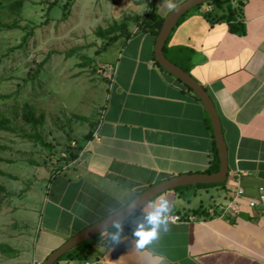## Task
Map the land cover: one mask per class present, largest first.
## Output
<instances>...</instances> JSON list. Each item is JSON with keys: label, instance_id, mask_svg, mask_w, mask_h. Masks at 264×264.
<instances>
[{"label": "crops", "instance_id": "crops-1", "mask_svg": "<svg viewBox=\"0 0 264 264\" xmlns=\"http://www.w3.org/2000/svg\"><path fill=\"white\" fill-rule=\"evenodd\" d=\"M150 1L165 18L184 0H140L136 14H145ZM233 4L239 10L231 21L217 20L223 11L206 12V3L194 8L174 27L168 42L171 56H191L190 73L214 100L228 148L226 183L206 203L199 193L208 186L162 193L172 213L200 218L170 221L169 230L144 249L136 247L133 232L158 196L121 223L125 238L120 242H108L109 228L67 251L59 264L102 257L116 264H264V209L248 202L264 186V0ZM133 23L129 36L120 35L105 50L111 54L105 60L112 73L97 123L80 140L77 157L53 174L38 195L33 264H42L71 237L151 185L209 172L216 164L214 126L203 101L157 64L152 28ZM239 184L245 190L241 212L225 216ZM214 209L217 215L210 214Z\"/></svg>", "mask_w": 264, "mask_h": 264}, {"label": "rangeland", "instance_id": "rangeland-1", "mask_svg": "<svg viewBox=\"0 0 264 264\" xmlns=\"http://www.w3.org/2000/svg\"><path fill=\"white\" fill-rule=\"evenodd\" d=\"M139 5L140 0H26L19 15L0 7L3 21L18 22L0 32V93L11 95L0 99V115L31 131L22 118V106L33 102L38 112H45L40 129L51 144L24 137L21 130H0V168L5 172L0 182L16 193L0 192V243L17 250L14 256L0 250V264H33L40 224L38 195L73 159L105 104L112 73L105 60L111 54L105 50L112 41L97 30L136 14ZM221 185L202 187L210 193L201 189L200 199L208 202Z\"/></svg>", "mask_w": 264, "mask_h": 264}, {"label": "water", "instance_id": "water-1", "mask_svg": "<svg viewBox=\"0 0 264 264\" xmlns=\"http://www.w3.org/2000/svg\"><path fill=\"white\" fill-rule=\"evenodd\" d=\"M207 1L209 0H184L169 12V14L165 17L158 33L155 54L157 61L167 71L190 86L203 101L214 126L220 158L219 170L215 172L182 174L151 185L120 210L99 220L80 233L71 237L60 248L52 252L42 264H55L62 255H64L67 251L71 250L81 242L88 240L89 238H92L95 235L102 233L103 231L108 230L111 227V223L113 220L119 219L121 223L124 222L133 214L142 210V208L147 203L167 190L191 184L218 183L226 181L229 173L228 148L222 128L220 115L218 113L214 100L202 83H200L189 71L170 59L164 51L166 42L169 39L170 34L172 33L179 19L195 6Z\"/></svg>", "mask_w": 264, "mask_h": 264}, {"label": "trees", "instance_id": "trees-1", "mask_svg": "<svg viewBox=\"0 0 264 264\" xmlns=\"http://www.w3.org/2000/svg\"><path fill=\"white\" fill-rule=\"evenodd\" d=\"M25 2L26 0H4L0 2V7L5 6L9 13L11 15H19L22 13L23 8L25 6ZM205 3H212L214 5V9L215 10H222V15L215 17L217 20L221 19L222 17L229 19L230 21L232 19L236 18V14L238 13V6H235L233 4V2L231 0H209L207 2H204L202 4H199L197 6H195L194 8L197 7H201L202 5H204ZM193 8V9H194ZM193 9L189 10L188 12H186L178 21V23L176 25H178ZM213 14V13H212ZM209 16L211 14H208ZM164 17L161 16L158 12V8L157 5L155 4V2L150 1L149 3V10L141 15V14H127L121 21L115 20L113 23H111L108 27L104 28V27H99L97 30L98 35L102 36V37H107L110 36L111 41L116 40L120 35H130L129 32V25L131 22H135L137 23L140 27L143 28H152V31L154 32V34L156 36H158L159 30L164 22ZM18 26V22L17 21H13V22H6L3 21L0 18V32L6 29H13L15 27ZM233 29H239V27L237 25H232ZM169 39L166 42V45L164 47V51L167 54V56L172 59L174 62H176L178 65L182 66L184 69H186L187 71L190 72V68H191V56L185 58V59H178L177 57H173L171 56V54L169 53V45H168ZM157 64L165 71H167L156 59ZM0 63H1V58H0ZM169 72V71H167ZM180 82H182L185 87L187 88V90H189L191 93H193L196 97H198L200 99V97L195 93V91L188 86L186 83H184L181 79L177 78ZM11 97L10 94H2L0 93V99L1 98H8ZM22 118L25 121L26 125H29L30 128L32 129L31 131H28V129L24 126L21 127L19 126V124L11 117L5 115V114H1L0 115V130H10V131H17V130H21L22 131V135L24 137H27L31 140L37 141L42 143L45 146L50 147L51 144L47 141L46 137H44V135L41 132L40 127L43 125V123L45 122V112L41 111L38 112L36 105L31 102V101H26L23 106H22ZM74 117L83 120V121H87L88 117L86 115H82V114H74ZM77 157V153H75L73 155V158ZM220 167V159L219 156L217 154V161L216 164L211 167L208 171L209 172H214L217 171ZM0 173L5 174L4 170H2L0 168ZM222 185L225 184L226 182H219ZM215 183H199V184H191V185H185V186H179L176 187L174 189H180L181 187H186V186H211ZM0 192H4V193H8L10 196H14L16 193L13 191H9L7 189V187L2 184L0 182ZM206 209H200L199 212L201 213H207ZM138 212H136L135 214H133L131 217H133L134 215H136ZM131 217H129L128 219H130ZM104 233V232H102ZM102 233L95 235L92 238H89L88 240H85L83 242H81L78 246H82L85 243L93 240L94 238L100 236ZM0 250L8 255L14 256L17 253V250L15 248H13L12 246H10L9 244L6 243H0ZM62 257H60L55 264H59L60 260Z\"/></svg>", "mask_w": 264, "mask_h": 264}, {"label": "clouds", "instance_id": "clouds-1", "mask_svg": "<svg viewBox=\"0 0 264 264\" xmlns=\"http://www.w3.org/2000/svg\"><path fill=\"white\" fill-rule=\"evenodd\" d=\"M171 6L169 5V7ZM172 208L173 206L166 195L161 194L157 197L150 210L134 229L133 234L136 237V247L138 249H144L146 246L151 245L169 230ZM110 229L107 233L108 242L118 243L125 238L119 219L112 221Z\"/></svg>", "mask_w": 264, "mask_h": 264}, {"label": "built area", "instance_id": "built-area-1", "mask_svg": "<svg viewBox=\"0 0 264 264\" xmlns=\"http://www.w3.org/2000/svg\"><path fill=\"white\" fill-rule=\"evenodd\" d=\"M231 1L234 2L235 0H231ZM206 4L207 5L205 7V11L206 12L213 11L214 5L212 3H206ZM243 197H245V190L242 187V185L239 184L234 189L231 199L229 200V202L227 203V205L225 206V208L223 210V214L225 216H231L233 214L240 213ZM248 202H249V205L252 207H256L258 205H261L262 208L264 209V186H260L258 198L257 199H250ZM210 214L217 215V212L214 209V210L210 211ZM199 218L200 217L196 214L184 216L183 214H179V213H171L170 221H172V222H177V221H182V220L193 221V220H196ZM123 230H125V229H123ZM85 264H116V263L108 260L105 257H102L98 260H87L85 262Z\"/></svg>", "mask_w": 264, "mask_h": 264}]
</instances>
